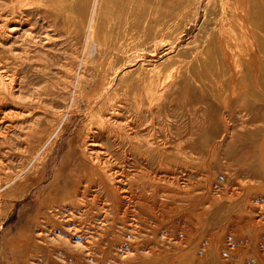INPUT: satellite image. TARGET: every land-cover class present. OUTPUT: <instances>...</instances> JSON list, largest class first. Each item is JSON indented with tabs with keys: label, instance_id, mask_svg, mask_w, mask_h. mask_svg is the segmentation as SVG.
Here are the masks:
<instances>
[{
	"label": "rangeland",
	"instance_id": "374dc122",
	"mask_svg": "<svg viewBox=\"0 0 264 264\" xmlns=\"http://www.w3.org/2000/svg\"><path fill=\"white\" fill-rule=\"evenodd\" d=\"M261 151L264 0H0V264H177L143 250L153 199L121 213L143 177L201 217L196 264H264ZM109 169L124 183L65 198ZM244 203L258 221L228 230ZM166 220L168 245L184 236Z\"/></svg>",
	"mask_w": 264,
	"mask_h": 264
},
{
	"label": "bare ground",
	"instance_id": "6f19581e",
	"mask_svg": "<svg viewBox=\"0 0 264 264\" xmlns=\"http://www.w3.org/2000/svg\"><path fill=\"white\" fill-rule=\"evenodd\" d=\"M67 0H62V2H66ZM61 4V3H60ZM16 13V12H15ZM13 14V13H12ZM9 15V14H8ZM19 15V14H18ZM4 18V17H3ZM6 20V19H5ZM2 23H3V21H2ZM6 27V26H5ZM8 28V27H7ZM124 53V52H123ZM128 53V52H127ZM159 66V65H158ZM133 68V67H132ZM130 69V68H129ZM128 69V70H129ZM125 70V69H124ZM101 71V70H100ZM126 71V70H125ZM124 72V71H123ZM147 72V71H146ZM120 74V73H119ZM118 74V75H119ZM122 74V73H121ZM138 74V73H137ZM121 76V75H120ZM137 76V75H136ZM3 78V77H2ZM103 79V78H102ZM104 79H105V76H104ZM103 79V80H104ZM100 80H101V78H100ZM102 80V82H98L99 84H100V86L103 88L104 86V84L106 83H104V81ZM110 84V83H109ZM108 86V85H107ZM107 88V87H106ZM106 88H103V94H107V91L108 90H105ZM110 88V87H109ZM108 88V89H109ZM99 89V88H98ZM113 89V88H112ZM96 97V96H95ZM109 97V96H108ZM89 99V98H88ZM104 99H105V96H104ZM106 100V99H105ZM93 101V100H92ZM119 103V102H118ZM92 104V103H91ZM99 107V106H98ZM91 108V107H90ZM128 108H130V107H128ZM91 109H93V108H91ZM99 109V111H100V107L98 108ZM97 109V110H98ZM116 109V108H115ZM89 110V109H88ZM97 110H95V111H97ZM112 110V109H111ZM90 111V110H89ZM94 110H93V112H95ZM130 111H131V109H130ZM47 112V111H46ZM96 113V112H95ZM97 113H98V111H97ZM119 113V112H118ZM88 117H90V116H88ZM85 121V120H84ZM101 123V122H100ZM122 123V122H121ZM92 124V123H91ZM95 124H96V122H95ZM60 125H61V123H60ZM97 125V124H96ZM99 126H101V124H99ZM134 126V125H133ZM140 126V125H139ZM157 126V125H156ZM98 127V126H97ZM105 127V126H104ZM104 127H103V129H104ZM129 128V127H128ZM175 128V127H174ZM95 129V128H94ZM99 129V128H98ZM111 129V128H110ZM177 129V128H176ZM107 130V129H106ZM178 130V129H177ZM150 131V130H149ZM107 132V131H106ZM127 132V131H126ZM136 132H138V131H136ZM108 133H109V131H108ZM150 133V132H149ZM149 133H147V134H149ZM153 133V132H152ZM110 134V133H109ZM137 134H139V133H137ZM113 135L115 136L116 134H114L113 133ZM117 136V135H116ZM118 136H120V134H118ZM149 136H150V134H149ZM147 137V136H146ZM143 138L142 140L144 141L145 139H147V138ZM122 138V139H121ZM121 138L118 140V143H120L121 144V146H125V145H132L133 146V144H132V139L133 138H131V139H128L127 137H122L121 136ZM149 138V137H148ZM116 139V138H115ZM151 140V139H150ZM150 144V143H149ZM127 145V146H128ZM118 146V145H117ZM141 146V145H140ZM150 146V145H149ZM166 146V145H165ZM164 145L162 146L163 148V150L161 149V151L163 152V151H165L164 150V148H166ZM119 147V146H118ZM104 148V147H103ZM120 148V147H119ZM128 148H129V146H128ZM132 148V147H131ZM138 148V147H137ZM152 148V147H151ZM161 148V147H160ZM261 148V147H260ZM106 149V148H105ZM110 149H112V148H110ZM123 149V148H122ZM153 149V148H152ZM167 149V148H166ZM124 150H125V148H124ZM139 150V149H138ZM158 150V149H157ZM159 151V150H158ZM137 152V151H136ZM264 153V152H263ZM262 153V151L260 152V154H259V160H260V163H261V165H262V167L264 168V154ZM97 154V153H96ZM106 154H107V152H106ZM114 154V153H113ZM113 154H111V155H113ZM116 154V153H115ZM114 154V155H115ZM165 154V153H164ZM163 154V155H164ZM109 155V154H108ZM117 155V154H116ZM115 155V156H116ZM147 155H149L150 157L153 155V154H151L150 152L149 153H147ZM162 155V154H161ZM159 156V155H158ZM168 156V155H167ZM107 157V156H106ZM149 157V158H150ZM153 157V156H152ZM166 157V156H165ZM112 158V157H111ZM117 158V157H116ZM97 159V158H96ZM119 159V158H118ZM147 159V158H146ZM157 159V158H156ZM253 159V158H252ZM106 160H108V159H106ZM106 160H104V161H106ZM113 160V159H112ZM94 161V160H93ZM101 161V160H100ZM113 161H115V160H113ZM118 162H119V160H118ZM120 162H122V161H120ZM119 162V163H120ZM106 163V162H105ZM105 163H101V164H105ZM108 163H109V161H108ZM112 163H114V162H112ZM115 163H117V162H115ZM164 163V162H163ZM107 164V163H106ZM148 164V163H147ZM110 165H111V160H110ZM109 165V166H110ZM158 165V164H157ZM101 166V165H100ZM113 166V164L110 166V167H112ZM116 166H117V164H116ZM118 166H120L119 164H118ZM122 166V165H121ZM146 166V165H145ZM165 166V165H164ZM164 166H161V167H163L164 168ZM205 166V165H204ZM99 168V167H98ZM113 168V167H112ZM120 168V167H119ZM118 168V169H119ZM116 169V168H115ZM204 169V168H203ZM100 170H102V169H100ZM106 170V169H105ZM113 170V169H112ZM139 170V169H138ZM111 170L109 169V172L108 171H103V173L101 174L100 172H92L91 173V175L90 176H86L85 177V179L83 180L84 181V183H83V185H81V186H79L78 185V187L74 190V191H72L70 194H68L67 196H65V198H67V200L69 199V203L71 204L72 202H73V197H75V195L79 192V190L80 189H83V191L84 190H87V189H91V188H96V189H99V187H100V184H102L103 182H105V180H108L111 184L112 183H118L119 185H117V186H120V184L121 183H124L122 180H124L125 178V176L123 177L124 179H122L121 180V178H119V176L121 175L120 173L121 172H119V174L120 175H118V176H116V174L113 172H110ZM116 171V170H115ZM122 171V170H121ZM152 171V170H151ZM138 172V171H137ZM148 172H150V171H148ZM118 173V172H117ZM123 173V172H122ZM135 173V172H134ZM155 173V172H154ZM132 174V173H131ZM141 174V173H140ZM124 175V174H123ZM131 176V175H130ZM137 176V175H136ZM139 176V175H138ZM127 177V176H126ZM157 177V176H156ZM155 177V178H156ZM128 178H130V177H127L126 179H128ZM132 178V177H131ZM141 178V177H140ZM144 178V177H143ZM142 178V179H143ZM135 179V178H134ZM134 179H133V181H134ZM138 179V178H137ZM142 179H140V180H138L137 181V183L135 182V183H130V182H133V181H130L129 179V182H127V185H125V187H122V189H121V187H118L117 189L120 191V190H122L120 193H121V197L119 196V198H117V199H119V202H121V209H122V215L123 216H125V215H127L128 214V212H131L130 211V207H132L131 205H130V202H135L136 201V199H140V198H142V197H145V199L147 198V200L149 199L150 200V198L151 199H153V201H155V202H153L150 206L148 205V206H145V207H143V209H145V210H147L149 213L151 212L152 213V217H150V220L151 221H147L148 223H150V229L148 230L150 233H149V235L151 234L152 235V237H151V241L148 239V237H146L145 239H144V248L145 249H143V250H145L146 251V255L147 256H151V257H155V258H158L159 256H163V255H166V254H174L173 256H174V258H177V259H179L178 261H177V259L176 260H174L175 262H177V264H180L181 262H182V260H187L186 262L187 263H190V264H196L195 262H197V261H195V257H196V255L193 253V250H192V240L194 241V239H196L197 238V240H198V236H200V234H201V230L198 228V230H197V228H193L195 225H197L198 223H200V221H201V217H198L197 218V221H199L198 223L197 222H195V223H197V224H193L194 222V219L192 218L193 217V215L194 214H192L191 213V211L190 212H187V210H185V212H183V211H180V210H182V209H184L181 205L182 204H184L183 206L185 207L186 205H185V203H178V204H176V202H169V203H165L164 205H162V203H158L157 201H158V196H161V197H169V195L168 196H165V195H162V194H160V191L161 192H165V191H169V190H165V189H163V188H161V184H159V186L158 185H155V184H151V181H149V184H147V183H145V180H143L142 181ZM149 179V178H148ZM152 179V178H151ZM132 180V179H131ZM136 180V179H135ZM154 180V179H153ZM165 180V179H164ZM163 180V181H164ZM158 181V179L155 181V182H157ZM163 181L161 180V183H163ZM165 181H167V180H165ZM154 182V181H153ZM154 182V183H155ZM168 182V181H167ZM158 183H160V182H157V184ZM168 184H170L171 185V183H169L168 182ZM161 185V186H160ZM163 185H165V184H163ZM169 185V186H170ZM122 186V185H121ZM168 185L166 184L165 185V187H167ZM172 187V186H171ZM101 189V188H100ZM149 189V190H148ZM174 189V188H173ZM22 190V189H21ZM103 190V189H102ZM93 191V190H92ZM118 191V192H119ZM81 192V191H80ZM98 192V191H97ZM103 192V191H102ZM101 192V193H102ZM115 192V191H114ZM169 192H172V191H169ZM173 192H174V190H173ZM176 192V191H175ZM93 193H95L96 194V191L94 190V192ZM180 193H181V191H180ZM83 194H85V191L83 192ZM172 194V193H171ZM9 195V194H8ZM21 195V194H20ZM19 195V196H20ZM92 195V194H91ZM120 195V194H119ZM23 196V195H22ZM173 196V195H172ZM176 196V195H175ZM180 196V195H179ZM80 197V196H79ZM97 197L98 196H96V195H94L91 199V202L92 201H96L97 202ZM171 197V196H170ZM189 197V196H188ZM114 198H116V197H114ZM174 198V197H173ZM190 198H192L191 196H190ZM189 198V199H190ZM253 198H254V196H253ZM117 199H115L116 200V202H118L117 201ZM144 199V200H145ZM187 199V198H186ZM102 200V199H101ZM109 200H111V199H109ZM135 200V201H134ZM137 200V201H138ZM141 200V199H140ZM209 200V199H208ZM65 200H63V202H64ZM142 201V200H141ZM185 201V200H184ZM193 200H191L190 202H192ZM195 201V200H194ZM216 201H217V199H216ZM250 201H252L251 199H250ZM66 203H67V201H65ZM112 202V201H111ZM145 202V201H144ZM189 202V201H188ZM218 202V201H217ZM193 203V202H192ZM192 203H189L190 205H193ZM248 203V202H247ZM251 203V202H250ZM253 203V202H252ZM251 203V204H252ZM82 204V203H81ZM102 204V203H101ZM212 204V203H211ZM139 205V204H138ZM145 205V204H144ZM187 205H188V203H187ZM212 205H215V204H212ZM67 206V205H66ZM137 206V205H136ZM177 208H176V207ZM179 206H181L180 208H179ZM196 206V205H195ZM209 206V207H208ZM208 206H205L206 208L208 207V208H210V205H208ZM216 206V205H215ZM139 207V206H138ZM191 207H193V206H191ZM201 207V206H200ZM252 206L251 205H249V204H247V208H251ZM73 208V207H72ZM84 208V207H83ZM180 210H179V209ZM186 208V207H185ZM207 208V209H208ZM105 209V208H104ZM107 209V208H106ZM133 209V208H132ZM139 209V208H138ZM243 209H246V203H244L243 205H242V208H241V210H242V213H245V214H247L248 215V218H246V219H244V218H242V217H239V215H238V218H236V219H234V218H231L230 219V222H228V224L226 225V228L228 229V230H230V228H233L234 226H239V223H241V222H237V221H240V218L242 219V221H246V223H250V222H256V221H258L257 219H255L256 218V216H254V211H251V210H249V211H247V209L246 210H243ZM261 209V208H260ZM140 210V209H139ZM197 210V209H196ZM136 211V210H135ZM203 211V210H202ZM83 212V211H82ZM99 212V211H98ZM171 212H174V214L173 213H171ZM183 212V213H182ZM254 212V213H253ZM259 212V211H258ZM105 213V212H104ZM170 213L172 214V215H170ZM199 213H201V211L199 212ZM198 213V214H199ZM206 213V212H205ZM204 213V214H205ZM81 214V213H80ZM106 214V213H105ZM132 214V213H131ZM139 214V213H138ZM198 214H196V216L198 215ZM202 214V213H201ZM204 214H202V216L204 215ZM207 214V213H206ZM205 214V215H206ZM130 215V214H129ZM141 215V214H140ZM144 215V214H143ZM146 215V214H145ZM136 216V215H135ZM147 216H149V215H147ZM168 216V219H171V220H174V221H177L178 223H180V224H183V225H181L182 227L179 229V231H181V232H178V233H181L180 234V236H184V237H178L176 240L177 241H175V242H172L171 240H169L168 241V245H165L164 243H165V239H166V237L167 238H170V239H172L173 238V234H172V231H170V229L169 230H165L166 231V234H162L163 236V238H162V240L159 242V241H157L158 239H157V235H158V233L160 232L159 230H161V227L162 228H167V220H166V217ZM200 216V215H199ZM204 217H206V219L209 217H207V216H204ZM243 217H244V215H243ZM46 218H47V216H46ZM122 218V217H121ZM134 218V217H133ZM136 218V217H135ZM146 218V217H145ZM230 218V217H229ZM138 219H140L139 217H138ZM67 220V219H66ZM137 219H135V221H136ZM145 220V219H144ZM147 220V219H146ZM145 220V221H146ZM170 220V221H171ZM105 221H106V219H105ZM126 221V220H125ZM129 221V220H128ZM169 221V220H168ZM261 221V220H260ZM134 222V221H133ZM138 222V221H137ZM129 223V222H128ZM226 223H227V221H226ZM259 223V222H258ZM129 224H131V223H129ZM128 224V225H129ZM168 224H169V222H168ZM134 224H132V226H133ZM194 225V226H193ZM201 225H202V223H201ZM258 226V224H255V226ZM259 225H261V224H259ZM174 226V225H173ZM199 226H200V224H199ZM247 226V225H246ZM252 226V225H251ZM135 230H137L138 232L140 231L139 230V228H138V226L135 224ZM133 227V228H134ZM170 227V226H169ZM180 227V226H179ZM245 227V226H244ZM254 227V226H253ZM176 228V227H175ZM177 228H178V226H177ZM226 228L224 229V230H226ZM88 229V228H87ZM89 229H91V228H89ZM255 229H256V227H255ZM41 230V229H40ZM93 230V229H92ZM194 230H197L196 231V233L194 234ZM228 230H226V231H228ZM239 230V229H238ZM245 230H247V229H245ZM259 230V229H258ZM84 231V230H83ZM83 231H82V233H83ZM159 231V232H158ZM235 231V230H234ZM41 232V231H40ZM161 232H162V230H161ZM244 232V231H243ZM250 232V231H249ZM254 234V233H253ZM256 234V233H255ZM91 235V234H90ZM204 234L202 233L201 234V236H203ZM251 235V234H250ZM264 235V234H263ZM88 236V235H87ZM255 236V235H254ZM259 236H261V234H259V232L257 231V235H256V240L259 238ZM139 238V237H138ZM255 238V237H254ZM200 240V239H199ZM198 240V241H199ZM253 240V239H252ZM134 241V240H133ZM209 242V241H208ZM212 242V241H211ZM133 243V242H132ZM142 243V242H141ZM210 243V242H209ZM264 243V242H263ZM212 244V243H211ZM131 245V244H130ZM141 245V244H140ZM205 245H207V244H205ZM235 245V244H234ZM264 245V244H263ZM209 246V245H208ZM129 247V246H128ZM142 247V246H141ZM161 247V248H160ZM131 248V247H130ZM136 248H138V247H136ZM223 248V247H222ZM255 248V247H254ZM207 249V248H206ZM229 249V248H228ZM134 250V249H133ZM172 250V251H171ZM220 249H218L217 250V252H216V254L217 255H219V251ZM227 250V249H226ZM231 250V249H230ZM235 250V249H234ZM136 250H134L133 251V255L134 256H137V258L139 257L138 255H137V252H135ZM196 253V252H195ZM132 254V253H131ZM150 254V255H149ZM239 254V253H238ZM197 256H198V254H197ZM228 256V255H227ZM257 257V256H256ZM136 258V259H137ZM197 258V257H196ZM203 257L200 255L199 257H198V259H200V260H198L200 263H202V264H205V259H202ZM139 259H141V257H139ZM239 259V258H238ZM241 259V258H240ZM239 259V260H240ZM158 260H161V259H158ZM248 260V259H247ZM258 260V259H257ZM239 263V262H238ZM242 263V262H241ZM241 263H239V264H241ZM261 263V262H260ZM263 264V263H262Z\"/></svg>",
	"mask_w": 264,
	"mask_h": 264
}]
</instances>
